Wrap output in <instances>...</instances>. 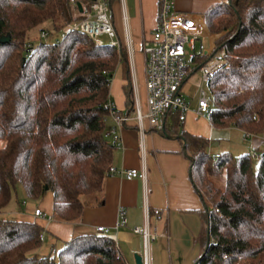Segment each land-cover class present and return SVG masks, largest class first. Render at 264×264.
Listing matches in <instances>:
<instances>
[{"label": "trees", "instance_id": "16d2710c", "mask_svg": "<svg viewBox=\"0 0 264 264\" xmlns=\"http://www.w3.org/2000/svg\"><path fill=\"white\" fill-rule=\"evenodd\" d=\"M90 3L93 0H87ZM84 0H0V264H128L107 233L77 235L42 254L46 229L36 220L3 217L20 185L31 199L54 195V220L77 223L83 198L97 196L113 164L112 111L132 115L135 95L126 47L102 45L68 30L55 42L34 40L84 17ZM112 3V0H111ZM220 34L205 63L221 50L224 64L208 82L215 128L264 133V0H221L204 14ZM48 36V37H49ZM125 66L127 111L110 107L111 81ZM199 70V65L192 72ZM163 133L184 137L190 176L203 205L207 241L195 264H264V149L209 152L210 139L183 128L179 112L163 116ZM225 182L220 184V177Z\"/></svg>", "mask_w": 264, "mask_h": 264}, {"label": "crops", "instance_id": "0c3cea01", "mask_svg": "<svg viewBox=\"0 0 264 264\" xmlns=\"http://www.w3.org/2000/svg\"><path fill=\"white\" fill-rule=\"evenodd\" d=\"M219 1L173 0V8L205 20V12ZM82 5L85 10L89 2L84 0ZM111 17L119 46L126 47L129 54L135 93L146 107V83L138 84L134 60L141 63L143 78L146 79L143 42L159 25V0H112ZM210 33V40L215 46L220 34ZM126 83L125 66L121 63L111 81V97L116 109L123 113L127 111ZM189 105L183 128L191 134L209 138V152L213 156L223 152H230L234 156L249 153L253 145L262 148L261 136L264 133L256 135L251 145L242 129L235 126L215 128L208 115L198 112V105L192 107L190 102ZM108 124L115 125L112 114ZM178 136V133L160 132L148 123L144 132L135 121L125 123L108 136L116 144L112 166L117 170L137 168L146 173V178H127L119 173L107 175L101 193L83 198L85 209L77 223L52 218L53 192L48 191L39 200L31 199L19 185L17 191L23 198L24 207L16 213L17 219L36 220L45 227L46 246L40 248L42 254L51 251V247L56 250L77 235L98 233L97 228L105 226L107 234L115 238L128 264H136V255L142 256L144 264H195L207 241L204 205L191 180L190 159L184 152V141ZM121 207L128 219L126 227H118ZM36 208H40L43 215L36 216ZM155 209L161 210L160 215L155 214ZM147 221L151 229L157 232V238L150 242L144 235L133 232L135 226H144Z\"/></svg>", "mask_w": 264, "mask_h": 264}, {"label": "built area", "instance_id": "2783aa9c", "mask_svg": "<svg viewBox=\"0 0 264 264\" xmlns=\"http://www.w3.org/2000/svg\"><path fill=\"white\" fill-rule=\"evenodd\" d=\"M68 30L82 32L99 45L105 43L104 36L109 38L110 44L120 45L111 17V0H93L85 11L84 17L68 24L62 31L61 37L66 36ZM48 36L47 32L42 34L43 38ZM210 36L211 33L205 20H200L185 12L175 11L173 0H159V25L143 42V51L146 56V107L143 108L140 97L136 94L135 109L132 115L118 114L116 111H112L115 125L109 133H115L118 128L129 121H135L142 132L146 129L147 123L151 128L162 132L164 129L163 116L170 110H177L180 121L184 122L190 105L183 92V86L188 75L193 71L192 64L212 53L213 50L208 52L204 48L205 39ZM226 62V51L221 50L205 63H198L202 82L208 84ZM200 93L198 112L209 115L211 100L208 92L202 87ZM110 107H115L113 102L110 103ZM256 135L253 133L246 135V139L251 145ZM261 138L264 149V135ZM249 153L254 162H259L262 158V151L254 145L251 146ZM219 156V154L216 155V157ZM109 173H119L127 178H146V173L137 168L117 170L112 166ZM119 213L121 221L118 227H126L128 219L123 207L120 208ZM160 213V209H155L156 215H160ZM34 214L40 216L43 215V212L40 208H36ZM97 231L108 233L105 226H99ZM133 232L144 235L148 242L157 238L156 230L151 229L148 221L144 226H135Z\"/></svg>", "mask_w": 264, "mask_h": 264}, {"label": "rangeland", "instance_id": "374dc122", "mask_svg": "<svg viewBox=\"0 0 264 264\" xmlns=\"http://www.w3.org/2000/svg\"><path fill=\"white\" fill-rule=\"evenodd\" d=\"M48 26V23H44V24H41L40 26H37L35 27L34 29L31 30L30 32V35L31 37L38 41V40H43V41H49V42H55L57 39L61 38L62 36V31H55L54 29L50 28L52 30V33L49 37L47 38H41L40 37V34H41V29L42 27H47ZM211 32V31H210ZM104 41L105 42H108L109 41V38L107 36H104L103 37ZM204 48H205V51H212L214 48V45H213V41L210 40V38L208 37L207 39H205V44H204ZM135 61V68L137 70V79H138V84H142L143 82L146 83V79L143 78V70L141 68V63L139 62V60H134ZM203 59H200V62H202ZM199 62H194L192 64L193 66V69L197 67V64ZM132 79H133V84H134V95H136L135 93V81H134V74H132ZM205 88L208 92V95L210 97V90H209V87H208V84L207 83H203L202 82V75H201V72L200 70H196L192 73H190L187 77V81H186V84L184 86V94L186 95V98L188 99V101L191 103V106L192 107H197L198 105V102H199V99H200V90L201 88ZM144 108V107H143ZM145 109V108H144ZM143 109V110H144ZM216 145L218 143H215ZM215 153V149L213 151ZM219 182L221 185L224 184L225 182V176L222 175L219 179ZM23 198L20 197L19 195H14L13 196V199L11 201V203L9 204V206L5 209L4 211V214H3V217H8V218H14V219H17L16 217V213L18 211H21L23 209ZM44 246H46V244H44ZM62 247V245L59 247H57V254L58 252L60 251V248ZM52 249H54L53 247H51Z\"/></svg>", "mask_w": 264, "mask_h": 264}, {"label": "water", "instance_id": "95a60500", "mask_svg": "<svg viewBox=\"0 0 264 264\" xmlns=\"http://www.w3.org/2000/svg\"><path fill=\"white\" fill-rule=\"evenodd\" d=\"M78 6H79V10H80V12H84V8H83V5H82V3L81 2H79L78 3ZM180 139H182L184 142H185V140H184V137L183 136H178ZM184 146H185V143H184ZM136 264H144V262H143V258H142V256H140V255H136Z\"/></svg>", "mask_w": 264, "mask_h": 264}]
</instances>
